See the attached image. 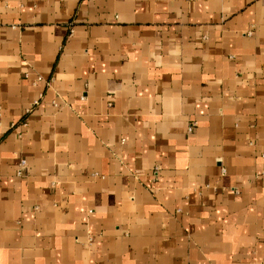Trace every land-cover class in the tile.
<instances>
[{
  "label": "crops",
  "instance_id": "crops-1",
  "mask_svg": "<svg viewBox=\"0 0 264 264\" xmlns=\"http://www.w3.org/2000/svg\"><path fill=\"white\" fill-rule=\"evenodd\" d=\"M0 264H264V0H0Z\"/></svg>",
  "mask_w": 264,
  "mask_h": 264
},
{
  "label": "built area",
  "instance_id": "built-area-1",
  "mask_svg": "<svg viewBox=\"0 0 264 264\" xmlns=\"http://www.w3.org/2000/svg\"><path fill=\"white\" fill-rule=\"evenodd\" d=\"M72 33V32H71ZM26 77V75H25ZM37 81H41L40 78L37 79ZM50 81L47 82V84L49 85ZM38 103L37 102H34V106L37 105ZM23 126H26V124H22ZM194 128V125H191L189 128H188V133H191L192 130ZM26 167V162L24 160H20L18 165H17V176L21 177L22 176V173H23V169ZM222 172H224V170H222ZM154 176H157V169L155 170L154 172Z\"/></svg>",
  "mask_w": 264,
  "mask_h": 264
}]
</instances>
